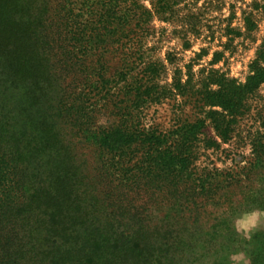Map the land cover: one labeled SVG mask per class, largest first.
<instances>
[{
    "label": "trees",
    "instance_id": "obj_1",
    "mask_svg": "<svg viewBox=\"0 0 264 264\" xmlns=\"http://www.w3.org/2000/svg\"><path fill=\"white\" fill-rule=\"evenodd\" d=\"M56 1L51 12L0 7V264H221L240 246L235 215L264 206V167L254 163L264 137L257 132L254 158L239 168L198 173L195 152L234 161L235 130L264 66L255 60L244 83L210 76L197 93L203 117L161 130L145 122L161 100V67L145 60L142 40L153 14L176 0H149L151 9ZM23 27L41 72L23 69L28 56L13 49ZM171 85L184 94L179 78ZM103 107L111 122L100 125ZM208 126L214 135L201 137ZM254 254L251 263L264 264L263 241Z\"/></svg>",
    "mask_w": 264,
    "mask_h": 264
},
{
    "label": "rangeland",
    "instance_id": "obj_2",
    "mask_svg": "<svg viewBox=\"0 0 264 264\" xmlns=\"http://www.w3.org/2000/svg\"><path fill=\"white\" fill-rule=\"evenodd\" d=\"M136 1L151 9L149 0ZM14 3L28 11L32 7L39 8L48 4L51 12L57 1L20 0V3H17L0 0V7L10 8ZM27 16L28 13H24V17ZM29 20H32L31 17ZM20 31L15 29L13 36L17 34L21 36L12 40L13 49L21 47L28 56L26 65L22 68L29 69L26 70L27 72H41L43 62L41 63L31 54L35 44L32 34L24 27ZM142 45L145 60L147 58L157 60L161 67L158 78L161 100L154 102L146 110L145 122L161 130L174 129L186 121L203 117V109L196 99L198 91L207 78L223 75L228 80L244 83L251 74V64L255 60H258L260 66H264V0H176L170 11L161 15L153 14ZM20 67L21 64L18 62L11 63L13 72ZM28 74L34 73L26 75ZM173 78H179L184 84L183 95L175 94L171 85ZM211 87L217 89L216 85ZM101 108L98 113V124H109L111 115L104 112V107ZM208 109L209 107L204 108V110ZM213 109L220 108L215 106ZM263 116L264 83L246 100L244 115L239 119L233 137V150L236 152L234 161L232 162L231 156L221 150L212 151L201 146L196 149L194 160L198 165V173H201V169L211 168L213 165L220 169L247 165L248 161L254 158L251 153L252 141L260 134L264 137V127L261 126ZM213 135V131L208 126L201 137ZM257 144L259 153L254 163H262L264 167V146L261 147L264 138L258 139ZM223 147L229 146L224 144ZM249 213H260L256 226L250 230L242 229L240 221ZM234 224L240 236V246L229 252L224 261L219 263L252 264L250 258L252 256L254 258V251L261 247V241L264 242V206L244 207L238 215H235Z\"/></svg>",
    "mask_w": 264,
    "mask_h": 264
},
{
    "label": "clouds",
    "instance_id": "obj_3",
    "mask_svg": "<svg viewBox=\"0 0 264 264\" xmlns=\"http://www.w3.org/2000/svg\"><path fill=\"white\" fill-rule=\"evenodd\" d=\"M260 213H249L246 214L240 221V227L242 229H252L255 228L256 222L258 220Z\"/></svg>",
    "mask_w": 264,
    "mask_h": 264
}]
</instances>
